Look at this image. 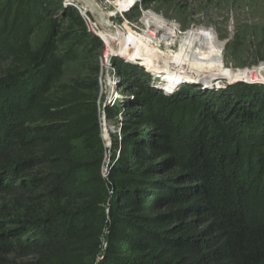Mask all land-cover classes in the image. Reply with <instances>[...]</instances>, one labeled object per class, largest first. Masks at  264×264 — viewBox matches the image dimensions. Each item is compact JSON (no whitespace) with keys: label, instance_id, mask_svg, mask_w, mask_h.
I'll use <instances>...</instances> for the list:
<instances>
[{"label":"trees","instance_id":"obj_1","mask_svg":"<svg viewBox=\"0 0 264 264\" xmlns=\"http://www.w3.org/2000/svg\"><path fill=\"white\" fill-rule=\"evenodd\" d=\"M57 1L88 36L62 0H0V264H264V87L212 106L116 63L138 92L108 109L129 122L105 179L99 70L93 102L57 100L58 47L31 43Z\"/></svg>","mask_w":264,"mask_h":264},{"label":"rangeland","instance_id":"obj_2","mask_svg":"<svg viewBox=\"0 0 264 264\" xmlns=\"http://www.w3.org/2000/svg\"><path fill=\"white\" fill-rule=\"evenodd\" d=\"M70 2L62 0L61 6L64 8L73 7L79 12L88 36L83 35L79 27H70V21L67 20L64 11L59 10L60 6L57 1L55 2L56 8L49 11L45 21L36 28L31 38L34 50L41 48L48 40L58 47L56 56L63 63V69L51 94V97L57 100L80 102L85 105L93 102L96 98V92L93 90L95 72L97 69L99 70L97 78L100 81L99 77L107 54L110 56L109 61L113 69H116L119 79L112 109H121V111L126 108L129 102L134 101L138 87L120 77L116 63L129 66L126 68L132 70L139 84H144L155 92L168 97L175 95L178 91L185 90L189 96L197 94L201 96L205 104L212 106L236 101L239 92L245 87H264L263 76L261 81H257L253 80V75L249 79H230L224 75H217L213 80L203 83H199L198 78L196 80L189 78L190 81L185 79L188 82L172 88L173 84L170 83L171 79H168L166 73H175L163 67L162 59L164 60V58L160 57L155 62L146 58L131 61L120 53H115L102 39L100 32H97L96 35L90 27L91 24L85 22V17L75 7L77 5L70 4ZM98 3L107 11L113 10L115 5L121 6L124 3L129 5L128 9L120 12L112 23L120 28L129 27L136 38L143 35L146 14L149 12L163 17L167 22L178 25L181 33L195 28H204L214 32L223 44L225 69L229 72L250 71L264 64V0H98ZM86 13L92 21L95 20L91 12ZM92 36L102 42V49L95 47V43L91 41ZM167 44H161L158 53L169 54ZM177 49L178 47H175L173 52H176ZM12 68L13 64L10 62H0V79H4ZM106 75L105 73L104 77L108 78ZM262 90L264 92V89ZM110 119L113 121V126L118 127L121 131L125 126H128L129 121L125 114L117 113ZM117 135H111L109 143L112 151L109 152L107 158L104 156L103 160L106 167L111 165L112 157L110 156L115 153L114 146ZM108 137L110 138V135ZM80 157L82 158L80 160H88L86 153L81 152ZM83 179L85 186L93 184L89 183V178L84 176ZM105 200L103 208L107 211L109 201L107 198ZM3 202L4 197L0 195V206Z\"/></svg>","mask_w":264,"mask_h":264},{"label":"bare ground","instance_id":"obj_3","mask_svg":"<svg viewBox=\"0 0 264 264\" xmlns=\"http://www.w3.org/2000/svg\"><path fill=\"white\" fill-rule=\"evenodd\" d=\"M69 2L79 6L85 14L88 11L91 12L89 6L77 0H69ZM93 2L99 7L109 23H112L120 12L129 7V5L124 3L121 6L115 5L113 10L107 11L99 5L98 0H93ZM146 15L147 19L143 35L140 38L134 37L129 27L120 28L112 23V28L108 29L94 16L95 20H91L90 24L93 30L100 32L102 39L113 49L112 51L120 53L128 60L139 61L142 58H146L155 62L160 57L164 58V60L162 59V62L164 61L163 67L175 73H166L169 77L168 79H171L172 88L178 84L188 82L185 79L196 80L198 78V82L203 83L213 80L217 75H224L230 79H249L253 75V80H262L263 75L260 70L264 69V64L253 70L241 73L227 71L224 64L223 44L214 32L204 28H195L180 34L178 25L167 22L163 17L153 13L147 12ZM165 43H168L169 54L158 53L160 45ZM175 47H178V49L173 52ZM109 57V54H107V58Z\"/></svg>","mask_w":264,"mask_h":264},{"label":"built area","instance_id":"obj_4","mask_svg":"<svg viewBox=\"0 0 264 264\" xmlns=\"http://www.w3.org/2000/svg\"><path fill=\"white\" fill-rule=\"evenodd\" d=\"M75 7L80 11L81 15L85 17V22H87V24H90L91 18L88 16V14L83 13L82 10L79 8V6H75ZM90 27L92 28L91 25ZM93 32L97 35L96 31L93 30ZM179 32L181 34V29ZM105 58L106 59L103 62V68H102V71L99 77L100 81H99L98 99H97L96 105H97V114L99 116L100 129H101L102 138L104 141V148L106 150L105 158H107L109 155V152L112 151L110 150L111 144L109 142L111 141V135L113 134H116V135L118 134L116 136V141L119 145V148L117 150L115 149V152H116L117 157L120 156V153H121L120 147H121V141H122L123 134L121 132V129H118V127L113 126V121L110 119V116L108 114V109L109 108L111 109L112 106L114 105V97H115L114 95L116 92L115 90L118 86L119 79H118V73L116 69H113L109 61L110 58H107L106 56ZM105 73L107 74L106 76H108V78L104 77ZM109 135H110V138L108 137ZM112 156L113 155H111L110 157ZM102 168H103L102 169L103 177L108 178L110 171H111L110 166L106 167V165L103 164Z\"/></svg>","mask_w":264,"mask_h":264},{"label":"water","instance_id":"obj_5","mask_svg":"<svg viewBox=\"0 0 264 264\" xmlns=\"http://www.w3.org/2000/svg\"><path fill=\"white\" fill-rule=\"evenodd\" d=\"M78 2L87 5L90 7L91 14L97 18V20L105 25L108 29H111L113 24L107 22L105 16L103 15L102 11L99 9L97 5L93 2V0H77ZM260 73L264 76V69L260 70Z\"/></svg>","mask_w":264,"mask_h":264}]
</instances>
